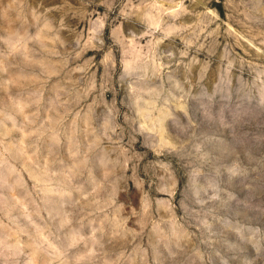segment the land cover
<instances>
[{
  "label": "rangeland",
  "instance_id": "rangeland-1",
  "mask_svg": "<svg viewBox=\"0 0 264 264\" xmlns=\"http://www.w3.org/2000/svg\"><path fill=\"white\" fill-rule=\"evenodd\" d=\"M0 264H264V0H0Z\"/></svg>",
  "mask_w": 264,
  "mask_h": 264
}]
</instances>
